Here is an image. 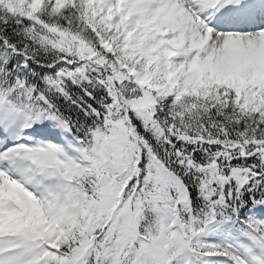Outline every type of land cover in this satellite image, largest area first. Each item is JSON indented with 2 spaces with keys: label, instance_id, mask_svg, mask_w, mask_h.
<instances>
[{
  "label": "snow or ice",
  "instance_id": "obj_1",
  "mask_svg": "<svg viewBox=\"0 0 264 264\" xmlns=\"http://www.w3.org/2000/svg\"><path fill=\"white\" fill-rule=\"evenodd\" d=\"M0 264H264V0H0Z\"/></svg>",
  "mask_w": 264,
  "mask_h": 264
}]
</instances>
